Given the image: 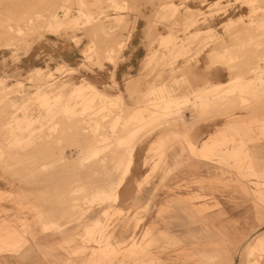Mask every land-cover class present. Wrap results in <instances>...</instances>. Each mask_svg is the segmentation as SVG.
<instances>
[{"label": "rangeland", "instance_id": "374dc122", "mask_svg": "<svg viewBox=\"0 0 264 264\" xmlns=\"http://www.w3.org/2000/svg\"><path fill=\"white\" fill-rule=\"evenodd\" d=\"M215 1L0 0L1 34L3 32L0 64L5 71L0 76V165L1 179L9 189L0 192V239L10 243H2L0 252H15L30 243L36 244L33 232L36 227L43 231L42 223L51 217L48 211L53 206L57 207L55 218L58 217L60 223L73 224L75 229L83 230L84 233L75 240L80 242V248L73 251L70 243H65L64 247H69V256L78 258L85 254L84 264H264V159H257L247 149V146L264 141V0ZM163 2L172 3L174 11H163ZM188 7L192 9L188 10ZM141 8L148 9L152 17L150 37H159V41L162 33H166L170 41L164 43L162 40L154 58L149 59L144 68L146 90L152 87L155 94L149 91L143 95L129 94L132 102L127 103L128 106L122 100L123 107L145 105L151 108L160 95L173 98L182 93L174 88V83L177 87L180 84L172 78L178 72L175 70H179L178 60L188 64L204 49L212 51L209 53L212 64L215 50L226 48H222L223 60L228 62L231 58L232 63L225 64L230 70L243 69V76L258 79L250 86L255 85V95L249 92L250 97H247L249 90L246 93L243 90L247 99H239L242 105L251 103L249 106L241 107L237 99L242 94L238 90L227 93L229 95L223 100L202 102V109L222 104L221 114L230 120H236L233 112L247 113L241 117L247 140L236 141L233 135L219 142L217 138L214 141L209 138L210 151L203 158L198 155L200 148L187 143L185 132L188 127L169 125L170 139L152 155L149 152L150 160L144 161L148 171L142 177L140 188L136 185L133 200L126 205L122 202L116 205L111 199L100 202L91 198V185L86 182L84 185L83 178L77 180L76 174L81 170L90 177L93 169L99 171L108 167L116 175L120 170L118 158L104 160L107 165L98 161V155L80 159L87 148L84 144L93 137L91 132L108 137L101 155L125 153L128 144L117 142V134L113 131L120 128L114 126L110 131L108 126L109 119L119 108L115 105L109 108L106 101H97L95 110L83 112L81 99H69L68 96L72 84L88 81L95 85L89 77L93 71L106 70L108 63L116 64ZM51 13L57 15L63 26L52 27L53 18L48 19ZM67 17H77L78 22H67ZM214 22L219 28L209 29ZM96 23L94 38H90L87 30ZM8 25L14 26L15 30L11 36L3 37V30ZM158 27H161L159 31ZM201 27L208 29L194 31ZM44 36L67 46H76L79 51L77 62L73 65L64 61L58 63L49 57L21 72L17 67L20 54ZM8 38L19 41L7 48L4 44L9 42ZM90 40L95 42L94 52L84 54L82 51ZM180 44L184 45L180 47ZM233 47L231 50L235 52L232 53L230 48ZM108 50H111V61L107 63ZM115 84L113 80L111 88ZM157 85L161 87L156 88ZM40 92L50 95L64 92L63 101L74 104L78 113L68 117L56 106L46 107L38 98ZM192 105L181 103L174 116L181 120L184 112L189 113L190 109L195 112L201 103ZM23 124L26 127H22ZM126 126L129 130L135 124L129 121ZM164 128L166 126H161L160 130ZM139 134L135 132V136ZM22 136L25 138L14 142ZM29 140L33 142L28 143ZM175 143L184 159L176 160L170 167L166 150L172 149ZM229 145L231 150H228ZM236 146L239 148L233 149ZM46 152L50 156L42 160ZM193 157L212 163L214 168L204 175L198 170L197 174L191 173L188 163ZM42 163L46 166L42 167ZM99 175L104 184L112 177ZM37 186H41L39 190L35 189ZM76 204L79 207L71 209ZM92 216L98 217L99 221L93 222V218L88 224L86 221ZM83 218L85 223L80 222ZM88 226L90 230L86 229ZM5 231L14 236L5 238ZM257 241L262 245L250 255L249 248ZM108 244L114 245L113 252L102 254V247H108Z\"/></svg>", "mask_w": 264, "mask_h": 264}, {"label": "crops", "instance_id": "0c3cea01", "mask_svg": "<svg viewBox=\"0 0 264 264\" xmlns=\"http://www.w3.org/2000/svg\"><path fill=\"white\" fill-rule=\"evenodd\" d=\"M140 11L141 13L135 18L133 28L125 41V45L118 60L116 61V64L107 62L108 64H105L106 70H95L93 71L92 76H89L95 86L100 90L109 92L108 94L111 96H115L120 93L123 96V100L126 102V105H128L127 103L132 102V100L129 99V94L132 96L137 94L143 95L144 93H148V91L152 88L149 87L146 90L145 82L147 76L144 68L146 67L148 57L151 53L157 51L158 48L157 41L159 37H150L152 35L150 29V21L152 20V17L149 16L150 12H148V9L145 8H141ZM160 28L161 27H158L157 30L159 31ZM218 28L219 25L215 22L211 23L209 27V29L212 30ZM206 29L208 28L201 27L195 29L194 31L201 32ZM165 34L166 33H162V35ZM222 48L224 50L226 49L224 47ZM222 48L215 50L216 54L222 52ZM210 52L212 51L206 49L202 50L195 57V59L188 64L181 59L178 60V64H180V66L177 68L179 70H175L178 72H176L172 78L175 82L180 84V86L177 87L174 83V88H178L179 92L182 91V93L175 96L176 98L190 96L192 92H196L205 87H211L213 84L227 83L232 77H234L236 72L241 73L243 76L241 72L243 69L240 71L237 70L238 68L236 67L237 69L232 71L223 63L216 62V65L211 64L209 58ZM49 57L53 58L58 63L64 61L73 65L79 58V51L76 46H67L63 42L44 36V38L33 42L27 52L20 54L17 67L21 72H26L29 68L37 66ZM4 72V67L0 64V76ZM167 76L168 74L166 77ZM113 80L115 81L116 86L111 88ZM107 87L108 90H106ZM158 87H161V85L156 86V88ZM221 113H223L222 104H217L215 107H210L200 112H196V110L194 112V110L190 109L189 113L184 112V115L181 116V120L176 121L174 124H184L188 127V140L196 147V149L201 148L204 142L216 134L218 142L230 139L231 135H233L236 141H239V139L243 141L247 140L245 139L246 127L244 125V119L241 117H245L248 114L236 111L232 113L233 117H236V120H230L228 116ZM204 114H207L208 116H203ZM167 127L168 126L166 125V129H157L147 137H143L136 142L132 151L133 160L130 166L129 175L126 178L127 181L125 180L123 185L120 187L121 190L119 189L120 201L124 205H126L130 200H133V192L136 189L135 180L141 178V176L143 177V175L148 171V166H145L144 160L149 156L151 143L156 141L160 134L167 135L165 143L170 139V131ZM177 132L178 131H173V133ZM238 148L239 146H236V148L233 149ZM231 149L232 146L229 145L228 150ZM247 149L250 153H253L257 159H264V141H261L253 146H247ZM180 150V147L177 146L176 143L172 149L166 150L170 167L175 164L176 160L184 159V155L180 154ZM211 164L212 163L204 161L203 159L197 160L193 157L190 160V163H188V167L191 169V173L194 172L197 174L198 170V173L202 175L203 173L207 174L208 171H212L214 166ZM1 169L0 165V192H4L9 189L8 184L1 179ZM39 187L41 186H37L35 189L39 190ZM93 218H96V216L89 217V220L86 222L89 224ZM83 219L80 222L85 223V218ZM33 233L37 239L36 244L30 243L31 245L23 246L15 252H0V264H69V262L71 264H84V259H86L85 254L78 258L76 256H69L67 253V251H69V247H64L65 243H70V249L73 251L81 247L78 240L75 242V240L79 239L80 235L84 233L81 228L75 229L72 224L67 225L61 231L44 232L40 230V227H36Z\"/></svg>", "mask_w": 264, "mask_h": 264}, {"label": "bare ground", "instance_id": "6f19581e", "mask_svg": "<svg viewBox=\"0 0 264 264\" xmlns=\"http://www.w3.org/2000/svg\"><path fill=\"white\" fill-rule=\"evenodd\" d=\"M212 3H216V1H213ZM161 6H162L163 11L165 10V12H166L167 9L171 10V11H174V9H175L174 5L172 3H170V2H163L161 4ZM191 9L192 8L188 7V10H191ZM50 18H53L52 19V27L56 28V27L63 26L62 25L63 24L62 21L58 20L56 14H54V13L49 14V18L48 19H50ZM190 19H191V17H190ZM87 20L90 21V18L87 19ZM67 22H73V23L75 22L76 23V22H78V18L77 17H71V18L67 17ZM263 24H264V22H263ZM97 25H98L97 23L93 24L92 27L87 30V33L90 35V38H92V37L94 38V33L96 32L95 29L97 28ZM0 29H1V27H0ZM2 29H3V27H2ZM100 29L102 31L101 27H100ZM13 30H15L14 26H11V25L6 26L5 29L3 30L5 32L3 37H5V35L11 36L10 33H12ZM2 34H3V32H2ZM2 34H1V30H0V37H1ZM160 38H162V39H160L158 41V45H162V44H160V43L163 42L162 40H164V43L167 42V41H170V39L168 38V35L167 36L163 35ZM8 40H9V42L4 44V46L7 47V48H8V46H11V47L15 46L16 42L19 41V39L13 40V38H8ZM78 41L76 40L75 42H78ZM182 45H184V44H180V47H182ZM94 46H95V42H93V40H90L89 41V45L85 46V48L83 49L82 52L84 54H90L91 52H94V48H95ZM231 49L234 50V47L230 48V50ZM233 50H231L232 53L235 52ZM110 51L111 50H108V52H107L108 54L105 56V60L107 62L111 61ZM227 52H228V50H227ZM154 55H155L154 52L151 53V55L147 59L148 60L147 62H149V59H151V58L153 59ZM224 55H225L224 52H219L218 54H216V52H214L213 55H212L213 56L212 64H215L216 62L223 63V64H231L232 63V61H230L231 58L230 59L228 58L229 59L228 62H226L227 60L226 61L223 60L224 59V57H223ZM255 68H256V66H255ZM245 76H242L241 73L236 72L234 77H232L231 80H229L227 83H224V84H213L211 87H205V88H202V89H200V90H198L196 92H192V94L190 96H182L181 98H164V96L160 95V96H158L157 101L152 103V107L151 108H149V107L146 108L145 105L144 106L138 105V106H136L134 108L125 107V106L123 107V104H121V103H123V101H122L123 97H122V95L120 93L115 95V96L108 95L103 90L99 91V89L95 85H93L92 83H90L88 81H85L84 83H80V84H72V86L69 89L68 98L69 99L73 98L75 100H76V98L77 99L80 98L81 99V111L90 112L91 110H95L96 106H94V104L97 101L101 102V103L103 101H106L108 103V106H106V107H109V108H112L114 105H115L116 108H119V110L114 114V116L112 115V117L109 119L108 126L111 127L110 131H111L112 128H114V126H118L120 128L119 130H117V129L113 130L114 133H115L114 135L117 134L116 137H115L116 138L115 140L117 142H119V143L128 144L127 148L125 149V153H123V155L120 152H119L120 153L119 155H109V154H104V153H102V155H101V150H102V148H105L104 145L106 144L104 141L108 137L105 136L103 133L100 134L99 132H97V133L91 132L93 137H91L90 139L92 141L89 139L90 141L86 142L87 144H84L85 146H87V148L84 151V153L81 154L80 159H84V158H88V157L96 158V156L98 155V161L100 163H102V162H104V160H109V159H112L113 157L114 158H118L119 161H118L117 166L120 168V170L116 171V175L115 174L113 175V173L108 169V167L107 168L105 167L104 169L100 168L101 170H99V171L97 170V168H95V170L93 169L94 170L93 171L92 170V166L90 165L89 167L91 168V170L93 172V173L90 174V177L86 173H84V174L81 173V170H79L78 173L76 174L77 180L82 181V178H83L84 179L83 184L86 182V185L87 184L89 186L91 185V187L93 189V192H91V194H90L91 198L97 199L100 202H106L107 200L111 199V200H113L116 203V205L119 204V202H121L120 201L119 189L123 185V183L125 182L126 178L129 175L130 166H131L132 160H133L132 159V153H133L132 151H133V148H134L136 142H138L141 138L150 135L155 130L160 129L161 126L162 127L166 126V125L169 126V125L174 124L176 121H178L179 118L175 117L174 114H176L178 112L181 103H183L185 105L186 104L187 105L188 104L191 105V103H193L194 105H192V107L193 106H198L201 103L200 107H197V109L194 108L196 110V112L197 111L200 112V111H202L204 109H207V107L202 109V106H203L202 102L205 103V101L209 100V99H212V100H215V99L223 100V98L226 97V95H229L227 93L232 92V91H237L238 90V91H240L239 93L242 94L243 92H245V91L247 92V90H249L247 93L245 92L247 95L244 93L242 95L240 94L241 95L240 97L238 96L239 97L237 99L238 102H239V99H240V101L246 100L247 97L249 96L248 95L249 92H250V94L253 93L255 95V93H256V90L254 89L255 85L252 88H250V86H251L252 83L256 82V79H258V78H255V77L247 78V76L246 77ZM149 92L151 94H155L154 93L155 92L154 88L150 89ZM158 93L160 94L161 92H158ZM62 94H64V92L63 93H61V92L54 93L53 95H50V94H48L46 92H44V93L40 92L38 94V98L40 99V101L44 105H46V107L49 108L51 106H56V107H58L59 111L68 114V117H69V115H76L79 110L74 106V104L71 105V103L70 104L65 103V101H63ZM236 94H237V92H236ZM253 94H251V95H253ZM232 95H234V94H232ZM244 95H246L247 97L244 96ZM244 103H247V102H244ZM242 104L243 103H240L241 107L242 106L246 107L247 105L249 106V104H251V103H249L247 105H242ZM226 106L227 105L225 104V107ZM101 107H99V108H101ZM245 107H243V108H245ZM146 111H147V113L145 114ZM14 119H16V116H15ZM129 121L133 122L135 124V127H134L135 129L134 128H131L129 130L127 129L126 124ZM22 127H26V125L23 124ZM72 128H74V127H72ZM73 131L74 130H71V131L69 130V132H73ZM137 131L140 132V134L138 136H135V132H137ZM187 134H188V131L185 132L187 143L191 147H193L194 145L191 144V142L188 140V137H187L188 135ZM109 136L111 137L110 134H109ZM216 136H217V134L212 136V137H210V138H212V141H214V139L217 138ZM23 138H25V137L24 136L17 137L14 140V142L18 141L19 139H23ZM166 139H167V135L166 134H160L157 137L156 141L151 143L150 148H149V152L151 153V155H152V153L154 151L159 150L161 147H163V145L165 144ZM86 140H88V139H86ZM32 142H31V140L28 141V143H32ZM97 142H99V143L96 144ZM210 142L211 141H206V142L203 143V145L201 146V148L198 151V153H199L198 155L199 156H201L203 158L207 156V154L210 151ZM191 147H189V148H191ZM192 151H193V149H192ZM151 155H149L148 158L145 159L144 161H146V160L149 161ZM48 156H50V153H47V152L44 153L43 156H42V160H44L45 157H48ZM98 161H97L96 164H98ZM104 163H103V165H104ZM140 163H141V161H140ZM105 164L107 165V163H105ZM41 165H42V167L46 166V163H42ZM103 165L101 164V166H103ZM89 170L90 169H88V171ZM99 174L112 175V177H110L111 180L108 182V184L107 183L104 184L105 182L101 183V180L103 181V179H101V176ZM86 175H87V177H86ZM91 175L93 177L95 176L94 179H92L93 177ZM145 175H143V177ZM67 179H68V177H67ZM44 181H45V179H44ZM135 183H136L137 187L140 188V185L142 183V176H141V178L135 180ZM20 189H21V187H20ZM77 204H79V203H77ZM77 204L75 206L73 205L71 207V209L74 208V207H77V206L79 207V205H77ZM56 208H54L52 206V208H51L52 210L48 211L49 215L51 217L53 216L54 218L50 219L51 217L48 216V217H50L48 219L46 217V219H48V220H46V221H44L42 223V229H43L44 232L49 230V229H57L56 231H61V230H63L66 227L65 225H63V223L59 222V218L58 217L55 218L56 213H58L55 210ZM117 209H122V208L121 207H117ZM59 213H60V211H59ZM57 216H60V215L57 214ZM95 221H99L98 217L93 220V222H95ZM86 229L90 230V226H88ZM1 230H2V226H0V231ZM13 236L14 235L10 231H5L4 232V237L7 238V239L11 238ZM2 240L3 239H0V245L2 243L4 245H5V243L6 244H10L8 242H3ZM261 245H262L261 241L255 242V244L250 246L249 254L251 255ZM113 246H114L113 244H108V247H106V246H104V248L102 247V254H108V252H113Z\"/></svg>", "mask_w": 264, "mask_h": 264}]
</instances>
